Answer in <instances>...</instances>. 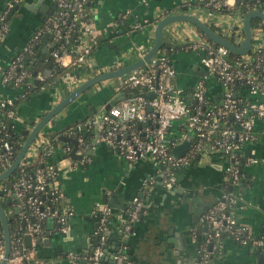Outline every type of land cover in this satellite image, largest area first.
Instances as JSON below:
<instances>
[{"label":"built area","instance_id":"2783aa9c","mask_svg":"<svg viewBox=\"0 0 264 264\" xmlns=\"http://www.w3.org/2000/svg\"><path fill=\"white\" fill-rule=\"evenodd\" d=\"M205 2L202 7H193L208 16H239L240 23H221L218 27L225 37L236 45L245 40L244 17L241 9L234 13L238 4L249 2L256 5L264 0H199ZM22 0H12L0 14V45L9 31V16L16 4ZM89 0H55V10L49 14L30 38L27 44L20 48L6 64H0V84L11 85L15 88L28 90L32 85L39 86L45 82L46 71H39L35 75L23 67V61L34 53L35 47H42L45 36H51L52 51L50 58L53 65L66 69L62 78L66 77L69 68L86 67L90 64L93 52L92 36L95 27L88 12ZM253 9H264L255 6ZM252 9V10H253ZM250 12V11H249ZM260 19V18H259ZM210 25V24H209ZM215 24H211L212 26ZM137 27V26H135ZM253 47L248 54L240 55L241 59L232 60L227 47L204 39L187 40L188 49L199 52L204 68L222 85L221 100H211L207 93V83L199 80L192 91L193 102L187 100L186 92L177 87L174 78L177 75L175 66L165 52H160L146 67L138 72L127 75L118 83V90H140V93L126 95V98L113 105L103 116L99 142L118 152L129 162L150 157L158 165L156 175L144 180L145 186H153L159 180L164 186L172 189L178 181L177 171L188 165L201 154L221 153L232 161L226 167V175L231 183H239L245 177L240 151L244 146L257 137L256 125L264 121V79L259 81L257 71L264 64V20L261 19L253 28ZM141 57L142 46H137ZM238 55V54H237ZM50 56V57H49ZM253 60V62H252ZM252 62V63H251ZM32 80H37L33 83ZM245 84L247 93L252 100L237 95L235 85ZM47 86H41L45 89ZM156 92L154 99L145 94ZM192 105H194L192 107ZM0 124L2 131L17 119L16 100L0 93ZM181 121L186 129L180 138H169V130L173 122ZM93 123L78 125L69 130V135L79 142V150L86 148L89 143L82 134L89 131ZM188 134L192 135V145L180 157H175L172 150ZM57 140L58 135L55 137ZM60 139V138H59ZM61 140V139H60ZM50 144V137L45 131L39 134L29 148L25 158L19 165L18 176L9 184L0 183V192H11L9 201L18 210V224L14 227L11 254L6 264H25L36 260L38 253V239L46 234V222L53 220L62 234H69V218L73 215L70 208H62L64 194L55 185L58 177L57 162L28 168L34 162V155L30 150H38L43 144ZM59 147V145H58ZM57 147V148H58ZM70 145H61V156H68L72 150ZM55 149L46 151L45 155H55ZM81 152V151H80ZM18 150L8 139V135L0 140V170L7 169L15 160ZM52 156V155H51ZM248 163L258 164L260 160L249 157ZM3 172V171H0ZM238 198L228 191H223L217 200L199 218V223L209 228L208 237L198 246V258L195 264H210L214 254L222 248V239L229 237L242 246L257 250H264V235H253L248 226L238 222L233 210L238 205ZM146 201L141 196H134L127 209V215L120 226L122 236L133 231L134 224L145 213ZM98 219L95 229V244L91 254L84 256L90 264H106V244L109 239L110 226L114 218V209L107 204H99L93 210ZM32 237V245L26 246L25 236ZM192 235L197 237V229L192 228ZM3 236V237H2ZM0 236V264L4 259V235ZM213 246L210 248V243ZM128 246H121L114 259L117 264H133L128 256Z\"/></svg>","mask_w":264,"mask_h":264},{"label":"crops","instance_id":"0c3cea01","mask_svg":"<svg viewBox=\"0 0 264 264\" xmlns=\"http://www.w3.org/2000/svg\"><path fill=\"white\" fill-rule=\"evenodd\" d=\"M9 1L12 0H0V14ZM194 1L199 0H89L88 12L95 33L91 40L93 52L88 66L69 68L64 80L62 78L56 85L45 89L32 85L25 90L0 84V93L16 100L17 119L13 121L16 127L27 126L25 130H31L63 99L64 93L69 94L95 75L136 61L140 57L137 46H142L143 52L152 47L153 26L167 14L189 13L215 26L221 23H240L239 17L208 16L190 6ZM17 5L18 9L10 13V28L0 45V64L3 65L28 43L44 19L55 10V0H22ZM166 36V44L171 47L169 59L177 70L174 83L185 90L187 100L194 101L192 91L201 79L206 80L209 98L221 100L222 85L213 78L211 72L200 75L205 72L202 55L184 48L187 40L203 39L198 29L188 22H180L168 27ZM45 46L44 40L40 48L42 52ZM48 53L43 52L45 55ZM49 71L50 69L46 70L48 74ZM121 93L128 95L124 90H118L116 80L110 79L95 85L66 107L56 117V121L53 120L55 123L47 125L45 132L71 136L69 130L95 119L111 102L116 100L118 104ZM89 131L95 136L94 125L90 126ZM185 131L183 123L175 121L168 136L171 139L180 138ZM256 134V139L240 151L245 173L242 181L231 183L228 179L225 170L232 161L228 156L219 152L203 153L177 171L175 190L166 188L160 180L151 187L144 185V180L156 175L159 167L150 157L129 162L117 150L98 141L87 156L73 160L70 154L61 156V145L66 143L73 147L70 142L61 139L55 152V155H60L55 185L65 196L62 208L67 207L73 211L69 218L70 232L62 234L56 222L48 220L47 232L38 245L40 247L36 260L25 264H90L83 257L91 254L94 249V232L98 219L93 215V210L99 204L111 205L110 200L113 198L117 200V207H113L114 218L106 244V264H113L112 259L107 260L109 254L116 255L119 252L118 246L124 245L128 249L134 248L133 264H161L155 255H151V243L160 233L157 226L166 230V238L171 237L170 229L182 237L187 229L196 227L197 235H200L199 229L205 225L198 226L194 220H199L223 191L232 193L239 200L233 210L238 222L248 226L253 235H264V121L257 122ZM86 148L80 151L83 152ZM30 154L34 155L35 161L36 151L31 149ZM249 157H256L260 162L250 164L247 161ZM186 194L190 199L183 205L182 199ZM134 196L145 199L146 210L143 217L134 224V234L124 237L119 228ZM3 201H7V198L0 192V202ZM9 214L10 210L8 217ZM177 243L181 246V242ZM221 243L222 248L214 254L210 264H264V259H260L262 252H259L262 250L242 246L229 237H224ZM25 244L28 246L26 240ZM172 257L165 264H193L197 260V251L195 248L187 250L182 259Z\"/></svg>","mask_w":264,"mask_h":264},{"label":"water","instance_id":"95a60500","mask_svg":"<svg viewBox=\"0 0 264 264\" xmlns=\"http://www.w3.org/2000/svg\"><path fill=\"white\" fill-rule=\"evenodd\" d=\"M246 1V0H244ZM252 2L253 0H249ZM19 5H17L13 11L17 10ZM11 12V14L13 13ZM254 18H260L264 20V12L260 9H253L250 12H248L244 17V31H245V40L241 43V45H236L233 41H231L229 38L225 37L224 35L220 34L219 32L215 31L209 24L205 23L198 17L189 14V13H178V14H167L166 16L160 18L157 23L153 26V34H154V43L152 47L147 50L141 57H139L136 61L131 62L130 64H127L123 67L113 69L108 72H103L101 74L95 75L88 80L84 81L82 84L77 86L73 91H71L69 94L64 93L63 99L57 103L51 110L47 112L35 125L31 130H24V134L28 135V138L25 142V144L22 146L21 150L19 151L18 155L16 156L15 160L11 163V165L5 169L3 172H0V183L6 181L9 179L14 172L18 169L19 165L24 160L29 148L33 144V142L36 140V138L46 130V127L49 123L54 122L53 120L66 108L68 107L72 102H74L80 95L85 93L87 90H89L92 86L97 85L98 83L107 81V80H116L119 82H122L124 78L127 75L132 74L135 71H139L142 68L146 67V65L152 61L160 52L162 49L164 43L167 42V36H166V30L168 27H170L173 24L180 23V22H188L190 24H193L197 29L201 30L204 35H206L209 39H211L213 42L219 45H223L227 47L232 53L238 54V55H245L248 54L252 47H253V30H252V20ZM50 39L51 36L47 35L45 36V48L43 49L44 53H48L52 51V46H50ZM171 46V44H169ZM51 66V65H50ZM208 71L205 69L204 74H200L201 76L207 75ZM38 84V83H37ZM137 93H140V90H136ZM149 99H154L156 97V92L150 91L148 93H144ZM126 98V95L124 93H121L119 96V100H123ZM116 100L105 106L100 114L95 118L89 120V123H94L95 126V136L93 141L91 142L90 146H88L83 152H80L79 150V142L76 138L71 136H65L61 135L59 136L60 139L63 141L70 142L73 145V148L70 152V158L73 160H79L80 158L87 156L88 153L92 150V148L98 143L101 130H100V124L102 121L103 116L106 114L107 110H109L113 105H116ZM194 105H192L193 107ZM55 123V122H54ZM53 123V124H54ZM192 145V135L190 134L184 141H182L176 148L172 150V154L175 157L183 156ZM118 151V150H117ZM176 186V185H175ZM173 187L172 189L175 190L176 187ZM223 193V192H222ZM11 192L8 193V198L10 196ZM116 198H113L110 200V206L111 207H117ZM190 197L188 194L184 195V198L182 199L181 204H185L189 201ZM114 203V204H112ZM7 204L10 205L9 199L7 201ZM18 211V210H17ZM143 217V216H142ZM140 217V219L142 218ZM199 217V215H198ZM139 219V220H140ZM0 222L3 227V235H4V242H5V254L4 259L2 260L1 264H6L7 259L9 258L11 254V248H12V237H11V219L8 217L4 205L2 202H0ZM195 224H198V226H201L199 223V220H194ZM158 231L160 233L156 236V238L151 243V255H155L156 259L159 260L161 264H165L169 259H173L172 256H178L179 258L184 257V253L187 250L195 248L196 251L198 250V246L206 240L208 237V226H204V228L199 229L200 235H197L196 238L192 235V229H187V232L184 236H179L177 232H172V229L169 230V234L171 235L170 238H166L164 236V233L166 230L161 228L160 225L157 226ZM163 229V230H161ZM204 229V230H201ZM134 232L132 231L127 235V237H130L133 235ZM173 237V238H172ZM174 239V240H172ZM26 242H28V246H31L32 243V237L30 235L25 236ZM47 241V239H45ZM177 241L181 242V246L177 243ZM168 244V246H167ZM121 245V244H120ZM210 248L213 246V242L210 243ZM40 246H38L39 249ZM121 247V246H120ZM118 246L117 250L120 249ZM131 247V246H130ZM133 247V246H132ZM93 251V249H92ZM107 252V251H106ZM262 252V255L260 259H264V250L259 251ZM128 256L131 261H134L135 255H134V248H130L128 251ZM115 254H109L107 260L112 259L113 264H117L116 260L114 259ZM156 260V261H157ZM196 261V260H195ZM195 261L193 264H195ZM157 263V262H156ZM123 264H128L127 262H124Z\"/></svg>","mask_w":264,"mask_h":264},{"label":"trees","instance_id":"16d2710c","mask_svg":"<svg viewBox=\"0 0 264 264\" xmlns=\"http://www.w3.org/2000/svg\"><path fill=\"white\" fill-rule=\"evenodd\" d=\"M205 3H206V1L205 2L194 1L190 4V6L198 8V7L204 6ZM255 6H258L262 9H264V1L257 2L256 5L254 3H249V2L238 4L234 13H237V11L239 9H241V11L243 13H247V12L251 11ZM259 21H261V19H259V18H254L252 20L253 28L256 27V25ZM211 27L215 31L219 32L220 34H223L222 31L218 27H216L214 25H212ZM198 31L206 42L214 43L211 39H209L206 35H204V33L201 30L198 29ZM187 46H188V44L185 43L184 48L188 49ZM40 48H41L40 46L34 48V53L31 56H28V58H27L28 60L23 61V67L29 69L31 72H33L34 75L36 73H38L39 71L45 72L46 70L50 69V71L52 72L53 75L47 76L45 82L40 84L38 86V88H40L41 86H52V85L54 86L57 84V82L60 79H62L61 75L65 73L66 69L60 68L56 63H54L53 65L50 66V64L52 63L51 58L48 61H46V59L48 58L47 57L48 55L43 54V52L40 50ZM170 49H171V47H169L168 44L164 43V45L161 49V52H165L167 54V56H169L170 51H171ZM230 58L232 60H238V59H241L242 56L237 55L235 53H230ZM252 62H253V60H252ZM257 75L259 77L258 78L259 81L262 82L264 79V64H263L262 68L257 71ZM213 78H215V77H213ZM32 82L36 84L37 80H32ZM235 87H236L237 95L245 98L246 100H252V98L247 93L245 84L238 82L235 85ZM124 92H127L128 96L136 94V90H132V91L124 90ZM2 122H3V118H0V124ZM6 124L8 126H7V129L5 131H2L0 128V140L2 137L8 135V139L11 141L12 144H14L16 146L18 153H19V151L21 150L22 146L25 144V142L28 138V135L23 133L24 130L27 128V126H23L22 128H17L15 125V122L12 121L9 124V120H6ZM82 134L84 135V137L88 141V143L92 142L94 134L91 131L85 130L82 132ZM48 135L50 137V144L43 143L40 146V148L38 150L37 159L32 164L27 165L28 168L33 169V168L45 165L48 162L55 163V162H57L58 157L60 158V155L58 156L59 153H56V155L51 154L52 156L51 155H49V156L45 155L46 151H52V149L53 150L55 149V151H57V149H58L57 147H58L59 143L61 142V140L59 138H58V140L55 138L56 135H53L50 133H48ZM64 145H69V144L65 143ZM26 159L27 158H25V160ZM4 170H0V171H4ZM19 170L20 169L18 168L14 172V174L9 179H7L5 181V183L9 184L10 182H12L18 176ZM3 195L7 198V201H8V199H9L7 196L8 194L6 192H3ZM7 201H3L2 204L4 205V208L7 211V213H8V210H10L9 218L11 219V233H13V231L15 229L14 227L18 224V218L19 217H18V214H16V210L13 208L11 203H10V205H8ZM2 235H3V227H2L1 222H0V236H2ZM41 241H42L41 239H38V243H41ZM128 251H129V249H128ZM128 251H127V253H128Z\"/></svg>","mask_w":264,"mask_h":264},{"label":"rangeland","instance_id":"374dc122","mask_svg":"<svg viewBox=\"0 0 264 264\" xmlns=\"http://www.w3.org/2000/svg\"><path fill=\"white\" fill-rule=\"evenodd\" d=\"M234 17L236 18V17H239V16L235 15ZM239 18H240V17H239ZM240 19H241V18H240ZM222 33H223V32H222ZM223 34H224V33H223ZM101 83H104V82H101ZM101 83H98L97 85H99V84H101ZM93 87H94V86H92L91 88H93ZM57 91H60V88H57ZM87 91H88V90H87Z\"/></svg>","mask_w":264,"mask_h":264},{"label":"flooded vegetation","instance_id":"af4514ba","mask_svg":"<svg viewBox=\"0 0 264 264\" xmlns=\"http://www.w3.org/2000/svg\"><path fill=\"white\" fill-rule=\"evenodd\" d=\"M197 258H198V253H197Z\"/></svg>","mask_w":264,"mask_h":264}]
</instances>
